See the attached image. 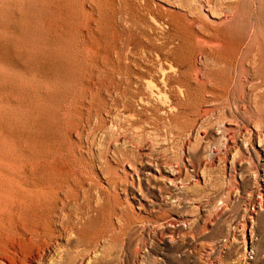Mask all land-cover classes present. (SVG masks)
I'll list each match as a JSON object with an SVG mask.
<instances>
[{"label":"rangeland","instance_id":"1","mask_svg":"<svg viewBox=\"0 0 264 264\" xmlns=\"http://www.w3.org/2000/svg\"><path fill=\"white\" fill-rule=\"evenodd\" d=\"M0 200V264H264V0H0Z\"/></svg>","mask_w":264,"mask_h":264},{"label":"bare ground","instance_id":"2","mask_svg":"<svg viewBox=\"0 0 264 264\" xmlns=\"http://www.w3.org/2000/svg\"><path fill=\"white\" fill-rule=\"evenodd\" d=\"M11 159V158H10ZM13 167V166H12ZM17 168V167H16ZM24 168V167H23ZM19 175V174H18ZM7 184V183H6ZM5 186V185H4ZM21 186V185H20ZM18 191V190H17ZM12 192V191H11ZM16 192V191H15ZM20 192H22L21 190H20ZM13 193V192H12ZM23 194V193H22ZM2 195H4V193H2ZM24 196V195H23ZM15 197V196H14ZM27 197H28V195H27ZM35 197V196H34ZM16 198H18V197H16ZM15 198V199H16ZM20 198V197H19ZM44 198V197H43ZM48 199V198H47ZM28 200V199H27ZM1 201V200H0ZM23 201V200H22ZM14 202V201H13ZM27 202V201H26ZM39 202V201H38ZM1 203V202H0ZM8 203V202H7ZM3 204V203H2ZM21 204H22V202H21ZM27 204V203H26ZM10 206V205H9ZM30 206V205H29ZM2 207V206H1ZM23 207V206H22ZM31 207V206H30ZM12 209V208H11ZM7 210V209H6ZM12 210H10V212H11ZM5 212V211H4ZM43 212V211H42ZM1 214V213H0ZM33 214V213H32ZM24 215V214H23ZM36 226V225H35ZM33 228V227H32Z\"/></svg>","mask_w":264,"mask_h":264}]
</instances>
